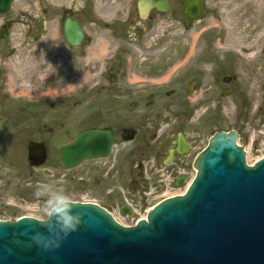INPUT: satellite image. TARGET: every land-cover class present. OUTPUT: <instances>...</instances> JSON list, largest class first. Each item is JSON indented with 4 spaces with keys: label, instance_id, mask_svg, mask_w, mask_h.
Returning <instances> with one entry per match:
<instances>
[{
    "label": "rangeland",
    "instance_id": "rangeland-1",
    "mask_svg": "<svg viewBox=\"0 0 264 264\" xmlns=\"http://www.w3.org/2000/svg\"><path fill=\"white\" fill-rule=\"evenodd\" d=\"M182 1L170 0L167 12L148 18L139 15L137 0H14L10 11L0 14V24H9L0 44V88L8 87L18 100L14 110L0 111V118L5 114L14 121L7 132L0 123L2 144L14 153L12 163L0 162L1 220L25 215L45 219L46 201L56 193L104 205L100 189L90 183L85 189L77 186V168L57 164L58 147L94 123L91 104L100 103L102 111L113 102L107 92L97 91L101 87L154 92L160 105L146 110L160 112L154 118L163 121V133L176 97L194 114L192 126L207 112L205 122L211 124L197 151L220 118L221 128L240 134L237 142L246 148L249 164L264 156V0H203L204 13L194 22L181 18ZM68 15L86 30L80 46L64 40ZM132 25L137 28L131 30ZM189 81L195 82L191 94L184 91ZM169 90L175 92L167 95ZM79 109L86 113L81 120ZM30 140L44 141L49 148L47 162L38 167L27 162ZM6 171H11L8 178ZM152 171L138 192L116 184L122 198L111 211L118 222L135 225L162 193L184 191L196 168L164 165ZM180 176L184 180L177 186ZM124 204L131 213L120 212Z\"/></svg>",
    "mask_w": 264,
    "mask_h": 264
},
{
    "label": "water",
    "instance_id": "water-1",
    "mask_svg": "<svg viewBox=\"0 0 264 264\" xmlns=\"http://www.w3.org/2000/svg\"><path fill=\"white\" fill-rule=\"evenodd\" d=\"M12 2L0 0V14L8 13ZM137 6L144 17L151 8L167 12L170 2L138 0ZM203 13L202 0L182 1L184 20L197 21ZM63 35L76 46L85 30L67 17ZM5 37L3 28L0 41ZM237 138L235 130L214 133L195 159L197 172L186 192L161 200L147 220L135 225L125 226L101 205L82 201H72L82 218L67 234L43 227L49 217L0 220V264H264V157L248 165L246 148ZM112 142L110 129L87 128L58 148V163L70 168L104 157ZM181 147L169 148L165 162L182 153ZM46 157L44 142H28L30 166H40ZM183 180L177 178L175 185Z\"/></svg>",
    "mask_w": 264,
    "mask_h": 264
},
{
    "label": "flooded vegetation",
    "instance_id": "flooded-vegetation-1",
    "mask_svg": "<svg viewBox=\"0 0 264 264\" xmlns=\"http://www.w3.org/2000/svg\"><path fill=\"white\" fill-rule=\"evenodd\" d=\"M157 12L159 11L151 8L148 11L147 15L144 17L148 18L149 16ZM139 15L141 16L140 12ZM67 17H71L80 23L78 19L74 18L71 15L66 16L65 19ZM82 27L84 28L83 25ZM131 27V30H135L137 28L136 25H132ZM139 27L142 26L140 25ZM3 28L5 29L7 37L9 24L3 21L0 24V33L2 32ZM5 38L1 39L0 44ZM85 40L86 30L84 40L79 45H69L67 44L66 40L65 42L68 46L77 47L80 46ZM113 77V74H111L109 76V79L113 80ZM228 78L229 80L231 79L230 77ZM191 84L192 86H194L195 82L189 81L187 83V86H185L184 88L185 93H187L186 89ZM141 90L143 91V89ZM97 91L107 92L109 95H111L109 96V99H112L113 102L110 103L109 106H107V109H103L102 111L99 110L100 103H92L91 109L93 110L92 115L94 118V123L89 126L83 127L75 135V137L87 128H106L111 130V133L113 135V142L110 151L106 156L84 159L74 167L78 169L77 173L79 175L77 186L80 189H85L88 188L91 184V186H93V189H95L96 191L100 189L105 194L104 205L94 199L92 200L103 206L110 213H112L111 210H114V206L117 204L116 200L122 198L120 192L116 191V184H121V188H123V185H127L129 190L134 193L140 190V188L142 187V181H148L149 173L153 172L152 170L154 169V166L162 167L164 165H176L177 167H183L186 169L193 168L196 155L208 145L211 136L218 131L229 130L221 128L219 124L221 119H216V121L214 122V129L210 131V133H208L206 144L203 148L197 151L196 148L201 147L199 142L202 140L204 135L206 136L210 127L209 125L211 124L205 122V119H208L206 118L207 112H204L202 115L198 116V126H192L195 123L193 122L194 114H192L190 110L185 107V102L183 100L176 97L174 99V102L171 104L173 117L169 123L166 121L167 127L165 132L163 133L162 125L164 123H161L163 121H158L154 118V116H160V112L155 108L152 110H146V108L160 105L159 103L157 104L155 102V100L158 99L156 98V94L154 92L149 91L146 94H141L139 93V91L133 90L130 87H101L97 88ZM226 91L229 90H224L223 94H225ZM136 92V97H131L132 93L134 94ZM174 92V90H169L166 92V94L170 95ZM0 94L1 96L3 95L2 98L4 100L3 102H0V111H2L3 109L14 110V108L17 107L18 100L17 94L15 92L10 90L8 87H2L0 88ZM123 97L126 98L125 101L118 100V98L120 99ZM50 107H53V103L50 104ZM110 107H112V109H110ZM85 114L86 113H84L82 109H79L77 111L78 119L81 120L83 116H85ZM108 116H111L112 118L108 119ZM1 122H4L6 124L5 127L8 126V124H10V126L14 125V121L9 119V117L5 114L1 116L0 123ZM7 128L8 127L3 130L7 132L9 130ZM3 130L0 129V162L3 159H8V163L10 164L13 162L12 158L14 156V153L11 147L2 144V136L4 133ZM239 136L240 134L238 133V138ZM44 143L47 147V157L46 161L44 162L46 163L48 159L49 148L46 142ZM180 145H182L181 148L185 150L182 153H174L170 162L166 163L165 158L168 153V149H175L177 147L180 148ZM57 164L62 167L58 163V149ZM2 168L3 167H0V178L3 173ZM5 176L6 178L11 176V171H6ZM91 177L92 181L88 182L87 178L91 179ZM3 207L4 205L0 204V211ZM119 207L120 212L123 213L122 208L126 207ZM127 213H131L129 209Z\"/></svg>",
    "mask_w": 264,
    "mask_h": 264
},
{
    "label": "clouds",
    "instance_id": "clouds-1",
    "mask_svg": "<svg viewBox=\"0 0 264 264\" xmlns=\"http://www.w3.org/2000/svg\"><path fill=\"white\" fill-rule=\"evenodd\" d=\"M41 193L37 191L36 196ZM44 214L49 220L43 227L49 230L59 228L65 234L75 231L81 222L82 214L77 211V206L73 204L71 198L62 193L51 195L46 201V211Z\"/></svg>",
    "mask_w": 264,
    "mask_h": 264
},
{
    "label": "bare ground",
    "instance_id": "bare-ground-1",
    "mask_svg": "<svg viewBox=\"0 0 264 264\" xmlns=\"http://www.w3.org/2000/svg\"><path fill=\"white\" fill-rule=\"evenodd\" d=\"M247 164H249L248 163V155H247ZM194 178V177H193ZM193 178L191 179V181L188 183V185H187V187L185 188V190L184 191H178V192H174V193H171V192H166V193H162L160 196V198L162 199V198H166V197H171V196H174V195H183L185 192H186V190L188 189V187H189V185L191 184V182H192V180H193ZM159 198V199H160ZM152 209V208H151ZM150 209V210H151ZM150 210L142 217V219H145V220H147V216H148V214H149V212H150ZM122 224H125V225H128V224H126L125 222H123Z\"/></svg>",
    "mask_w": 264,
    "mask_h": 264
}]
</instances>
